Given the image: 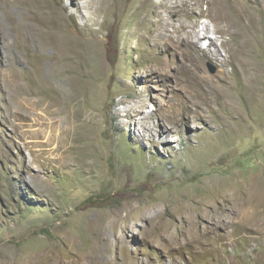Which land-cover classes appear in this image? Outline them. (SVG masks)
<instances>
[{"label": "rangeland", "instance_id": "374dc122", "mask_svg": "<svg viewBox=\"0 0 264 264\" xmlns=\"http://www.w3.org/2000/svg\"><path fill=\"white\" fill-rule=\"evenodd\" d=\"M130 218L264 264V0H0V264H122Z\"/></svg>", "mask_w": 264, "mask_h": 264}, {"label": "bare ground", "instance_id": "6f19581e", "mask_svg": "<svg viewBox=\"0 0 264 264\" xmlns=\"http://www.w3.org/2000/svg\"><path fill=\"white\" fill-rule=\"evenodd\" d=\"M96 11H98V10H96ZM94 19H96V17ZM94 19L90 18L89 21H93ZM73 31H76V30L74 29ZM80 31L82 33L85 32L83 29H80ZM55 36H57L60 40H66V39L74 38L75 35L65 33V32L56 31ZM162 205H163L162 202H158V203L151 204V205H147V204L144 205V207L140 208V213L138 215L139 218L140 219L150 218L153 225L156 224L155 221L157 220V218L159 216L158 207H160ZM129 217H131V216H129ZM248 217H251V216H248ZM130 220H131V218L125 219V221L123 220V225L121 227H119L121 229V231L123 232V234H122V236H117V238H116V240H117L116 244L120 245L121 251L124 254V255H122L121 263L122 264H157L156 259L151 258V260L149 259V261L147 262L144 260V258L140 257V255L142 254L141 246H143L144 243H142L141 245L133 243L131 240L129 241L126 238V236L124 235V234H126L125 231L128 232V229L130 227H132V229H134L135 226H137V223L130 222ZM248 220H249V218H248ZM175 224L178 227H180L182 225V223H175ZM177 226L173 225L171 227L173 229L169 228L170 230H168V231L170 233L172 232L171 234L167 231L165 234L163 232L162 235H156L153 237L152 241L148 242V247L152 246L154 248V252H156L157 254L162 256V259H166L168 254L175 255L176 252H174V250L178 249L180 247L181 242L185 243L184 247H186L188 245H193L196 247V249L197 248L203 249L201 241L199 238H195L192 235L189 236L188 234H181L179 236L177 234V232L174 231V228H177ZM107 227H108V225H105L104 227H102V231L104 233L106 232ZM116 227H117V225L114 224L113 228H115V231L117 234L118 229ZM141 233L143 234V236L146 237V235H147L146 228ZM178 236L180 238V239L178 238V241H180V242L177 241ZM145 237H143L144 240H145ZM108 252L113 253L112 252V245L107 238H103L102 241H98L97 244L93 245V248L91 249L90 253L94 256V258L96 260H98V261L102 260L103 261V260H105L106 253H108ZM184 255L185 254L180 253V257H184ZM93 256H92V258H93ZM171 258H173V261L171 262V264H181L176 260V259H178V257L173 256ZM97 262H96V264H97ZM114 264H119L118 258H116L114 260Z\"/></svg>", "mask_w": 264, "mask_h": 264}, {"label": "water", "instance_id": "95a60500", "mask_svg": "<svg viewBox=\"0 0 264 264\" xmlns=\"http://www.w3.org/2000/svg\"><path fill=\"white\" fill-rule=\"evenodd\" d=\"M209 66V70H210V72L211 73H216V71H217V67H215L213 64H209L208 65Z\"/></svg>", "mask_w": 264, "mask_h": 264}]
</instances>
